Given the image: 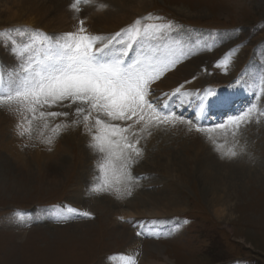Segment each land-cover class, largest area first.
<instances>
[{
	"label": "rangeland",
	"instance_id": "rangeland-1",
	"mask_svg": "<svg viewBox=\"0 0 264 264\" xmlns=\"http://www.w3.org/2000/svg\"><path fill=\"white\" fill-rule=\"evenodd\" d=\"M119 1L73 0V5L82 13L94 3L104 2L114 13L121 8L117 5ZM12 2L0 0V108L8 113L14 103L34 99L32 103L39 110L38 116L33 117L39 119L35 124H52L51 132L66 136L63 146L67 153L57 161L60 168L57 184L45 182L35 167L33 178L27 182L0 170L9 175L5 179L0 177V264H264V0H148L141 12L135 13L149 29L147 32H153L144 37L149 51L154 52L161 45L155 36L166 37L171 43L187 39L191 43L187 61L196 68L202 58L199 67L206 75L205 85L222 90L250 78L254 92L242 107L231 108L223 118L209 113L197 133L188 120L173 123L177 133L167 130V120H159L157 123L163 130L154 139L132 128L129 129L135 135L124 137L117 124L122 122L120 112L111 115L112 118L106 117L110 114L99 113L94 117L96 124L113 130L111 137L117 141L125 138L124 143H119L118 152L124 158L125 176L130 168L136 165L138 172L137 164L149 160L143 163L148 164L143 177H129V190L123 177H115L122 184L120 191L114 189L120 188L118 182L114 187V181H109L110 188L105 182L109 174L114 179L118 172L111 161L116 153L114 148L103 161L98 156L103 150H99L103 148L99 136L90 145L72 137L82 129L79 123L85 111H78L80 118L70 112V106L66 109L57 106L59 101L65 105L77 102L79 108H85L92 94L84 93L80 81L76 82L78 90L72 93L84 96L66 93L57 103L43 104L53 109L42 110L39 99L44 95L43 86L36 81L42 75L52 80L56 74L50 73L53 65L40 70L43 63L34 54L39 49L42 54L47 52L48 43L43 30L11 21L8 8ZM82 25L79 21V27ZM48 33L60 41L57 62L64 65L61 71L64 77L58 79L70 85L73 82L65 80L68 76L65 66L72 54L64 57L62 54L69 43L63 36ZM84 34L76 36L82 38L78 47L86 44ZM2 36L8 39V45L3 43ZM98 42L105 44L103 38ZM71 44V50L77 47V41ZM141 44L138 48L143 52ZM195 44L198 45L193 47ZM19 45L33 56L26 55V62L19 66L22 67L18 70L19 80H13V88L8 91V53L11 54V48L18 50ZM187 47L182 50L186 52ZM231 66L237 69L229 72L232 77L227 78ZM128 140H138L139 147L132 142L128 147L135 151L126 149ZM151 143L154 144L149 146ZM130 153H134L137 162L128 157ZM209 157L218 162L213 169L222 179L220 184L212 179V173L202 170ZM213 189L220 192L213 195ZM160 218L163 223L156 221ZM135 241L133 247L129 245Z\"/></svg>",
	"mask_w": 264,
	"mask_h": 264
},
{
	"label": "bare ground",
	"instance_id": "bare-ground-1",
	"mask_svg": "<svg viewBox=\"0 0 264 264\" xmlns=\"http://www.w3.org/2000/svg\"><path fill=\"white\" fill-rule=\"evenodd\" d=\"M146 2H148V0H120L117 5L121 8L114 13L110 10V5L104 2L94 3L89 10L87 7L84 12L78 13L76 8H74L73 0H13V2L10 3L11 7L8 8L11 13V21L14 22L15 25H22L23 23L35 26L46 33L50 32V34L63 36V38H66V43H69L68 50H71V42L77 41V47L80 45L79 42L82 38H76V36L81 35L84 31L91 36H94L93 34L99 32L104 35H110V43L104 45L95 44L96 46L94 47L93 55L91 59H88V69L85 68L86 64L84 62L86 59L84 53L89 47V44L86 43L83 46L78 47V49H76V47L72 55L73 58L78 59L77 63L78 65H81V68H84V71H81L80 69H77L76 71L74 70L73 72L70 70L66 71L65 74L68 76L65 80L73 82L70 85H61V83H59L60 81H57L56 76L55 78L53 76L51 84L45 89L44 95L39 99V102L41 101L40 103H42V110L53 109L54 107L46 106L51 103H57L59 98L66 93L73 94L72 92L78 90L75 87L78 81H80L79 83L84 87V93L85 91H88L86 93L92 94V98H90V96L89 101L86 100L85 108H79L80 104H77V102L75 105H65L59 101L57 106L59 109L70 106V112L80 118L82 115L78 111H85L86 114H84L82 121L80 120L79 123L80 125H83L81 129L82 131L80 130L78 133L72 134V137L83 144H86L88 141V145H90L91 142L94 141L96 135L99 136L102 145L101 147H103L99 150H103L99 151L98 156L102 158L103 161L104 159H107V155L110 156L109 154H112L109 152L113 147L116 153L111 157V161L115 172H118H116L114 179H112L111 174H109V179L105 178V182H108L109 184V181L112 180V182L114 181V187H116L118 181L116 182L115 177L120 178L121 176L123 177V184L124 182L127 184L126 189L128 190L131 173L139 176L142 175L143 172L140 168H138L137 172V168L134 170L132 167L130 168V172L128 171V175L126 174L128 179L126 178L125 173L122 170L124 166V158L118 154V152L121 151V144L119 143H124L125 138L123 140L120 138V141H117L114 139L115 137H111V132H113V130H110L103 124H96L94 122V117L99 113L102 115L106 113L113 116L115 113L120 112L122 117V122L120 123L122 124H117L120 125L122 129L124 128V130H128V136H126L128 138L132 136V131L142 134L144 132L148 133L147 131H153L154 134L156 132L155 129L159 127V131L156 132L155 135H152L151 138H153V136H157L163 130V128L157 123L159 120H167L168 123H165L168 127L167 130H173L174 133L178 132V130L175 127H172V125L173 123H183L180 121L181 119L174 114L164 116L162 113V111L166 109H168L170 113V109L173 107L174 102H176L177 115L183 114L185 111H193V113L194 111H197V122H205L209 111L223 109V106H226L234 99L244 98L245 100V97H250L254 92L251 79L246 78V83H244L239 90L223 94L216 93L213 95L210 87L204 84L206 75L202 68L199 67L202 58L199 59L198 66L193 68V64H190V62L187 61L189 53L178 50L174 51L171 46L166 45L164 47V52L169 59L163 61L159 59L160 57L157 58V60L159 59L160 71L153 75L146 76V79L151 82H148L145 91H142L141 96L139 91L143 90V78H145V75L141 73V68L150 64L153 59H140L143 52H141L138 46L140 43H143L142 40L145 36L149 37L151 34L148 32V34L141 33L140 23L135 20V13L141 12V9ZM79 21L83 23V27H79ZM127 27H131V37L127 43H122V35L119 38L114 39L122 29H126ZM143 34L144 36L142 37ZM97 36L98 37L95 36L94 38L98 39L103 35ZM2 38L5 40V36H2ZM7 40L3 43L7 44ZM91 40L92 38L88 39V42H92ZM108 45L109 48H107ZM21 47L22 46L20 45L17 46L18 50L16 51H13L11 48V54L8 53V65H6V68H8V73L6 74L8 79L6 89L8 91L13 88V80H19L17 77L18 70L22 68L19 66H23L24 64L22 63L26 62L24 59H27L26 55L31 54L29 50H24V48L22 49ZM70 52H73V49ZM178 52L185 54H179ZM55 53L57 57V48ZM12 54H14V56L11 57ZM69 57L72 58V56ZM183 57H185V59ZM122 59L125 60V63L121 62ZM67 63L69 65L72 62L68 61ZM134 64L135 68L133 69ZM70 65L75 68L74 63ZM234 67L231 66L228 68V74L229 72H236L237 66ZM168 70H172V72L162 74L163 71ZM124 76H126V80L122 83L119 82L118 79ZM230 77H232L230 74L227 75V78ZM49 80H51L49 77L42 75L38 76L36 82L40 85L42 84L41 86L44 87ZM111 81H113V84H110ZM149 86H152L153 95H150L148 92ZM179 90H182V92H179ZM84 93L76 92L74 94L79 97L80 95L84 96ZM63 98L67 99L69 97L64 96ZM32 100L34 99H22L21 102H17V105L14 103L15 105H11L8 113H4L0 108V170L5 173H10L11 177L21 182L30 181L33 178L34 171L38 170L45 182L57 184L60 179L58 172L60 168L57 161H61V159L64 158V154L67 153L66 148L63 146V143L67 138L66 136L59 137L51 132V128H54L52 127V124L51 126H49V124L42 125V123L39 124L38 122L37 125L35 124V121H38L39 119L33 117L38 116V108L37 105L32 103ZM27 101L28 103H26ZM35 102L37 101L35 100ZM160 104H162V106ZM56 121H58V119H56ZM155 125H158V127ZM34 126L36 129H34ZM129 128H132V131ZM122 129L123 136L124 130ZM134 135L135 134L133 133V136ZM154 143L149 144V146H152ZM133 154L130 153L128 157L136 159ZM6 158H9L11 161ZM208 166L210 167L208 168ZM214 166H218V162L214 157H209L206 159V163L202 164V170L207 174L212 173L211 175L213 178H211L215 181L218 180L216 182H219L220 184L222 183V179L216 170L213 169ZM34 167L37 169L34 170ZM13 174H15V176ZM0 177L5 179V177H9V175L0 172ZM104 177H106L105 174H103L102 180H104ZM110 185L111 183L109 184V188ZM121 185L122 184H119L118 182V187L120 188L114 189L120 191L122 189ZM100 187L102 188V186ZM111 187L113 188V186ZM105 188L107 187L105 186ZM211 192L215 195L218 194L220 190L213 189ZM121 196L123 195L121 194ZM130 243L133 247L137 242H129V245ZM126 264H134V262H127Z\"/></svg>",
	"mask_w": 264,
	"mask_h": 264
}]
</instances>
